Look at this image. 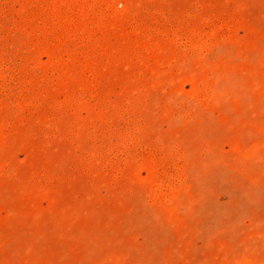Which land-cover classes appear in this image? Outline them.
I'll use <instances>...</instances> for the list:
<instances>
[{"label":"rangeland","instance_id":"1","mask_svg":"<svg viewBox=\"0 0 264 264\" xmlns=\"http://www.w3.org/2000/svg\"><path fill=\"white\" fill-rule=\"evenodd\" d=\"M0 264H264V0H0Z\"/></svg>","mask_w":264,"mask_h":264}]
</instances>
